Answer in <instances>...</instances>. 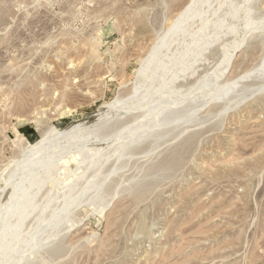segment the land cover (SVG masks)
Wrapping results in <instances>:
<instances>
[{"label": "rangeland", "instance_id": "rangeland-1", "mask_svg": "<svg viewBox=\"0 0 264 264\" xmlns=\"http://www.w3.org/2000/svg\"><path fill=\"white\" fill-rule=\"evenodd\" d=\"M0 264H264V0H0Z\"/></svg>", "mask_w": 264, "mask_h": 264}, {"label": "bare ground", "instance_id": "bare-ground-1", "mask_svg": "<svg viewBox=\"0 0 264 264\" xmlns=\"http://www.w3.org/2000/svg\"><path fill=\"white\" fill-rule=\"evenodd\" d=\"M113 104L114 103L102 105L101 107H99L97 111L83 115L80 120L69 123L64 129L58 130L53 128L52 129V131L54 132L53 138L56 137L58 141H66V142L78 138L79 135H76V132H74L76 129H78V127H82L83 125H90L94 123L97 119L101 118L102 114H104L107 110H109L110 108H114ZM39 132H40V139H38L34 143H29L22 134H19V138L20 140L26 142V148L28 149L29 152L33 153L36 156L41 157L46 153L47 149L50 148L49 147L50 144H49V138H47L48 132L42 130H39Z\"/></svg>", "mask_w": 264, "mask_h": 264}, {"label": "trees", "instance_id": "trees-1", "mask_svg": "<svg viewBox=\"0 0 264 264\" xmlns=\"http://www.w3.org/2000/svg\"><path fill=\"white\" fill-rule=\"evenodd\" d=\"M22 134H24L31 142H35L38 139L37 132L31 126H24L20 128Z\"/></svg>", "mask_w": 264, "mask_h": 264}, {"label": "water", "instance_id": "water-1", "mask_svg": "<svg viewBox=\"0 0 264 264\" xmlns=\"http://www.w3.org/2000/svg\"><path fill=\"white\" fill-rule=\"evenodd\" d=\"M36 131V130H35Z\"/></svg>", "mask_w": 264, "mask_h": 264}]
</instances>
